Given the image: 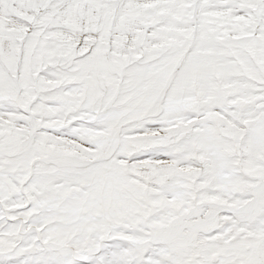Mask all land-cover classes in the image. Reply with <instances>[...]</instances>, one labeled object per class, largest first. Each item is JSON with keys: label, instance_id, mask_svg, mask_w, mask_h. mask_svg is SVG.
<instances>
[{"label": "snow or ice", "instance_id": "1", "mask_svg": "<svg viewBox=\"0 0 264 264\" xmlns=\"http://www.w3.org/2000/svg\"><path fill=\"white\" fill-rule=\"evenodd\" d=\"M0 264H264V0H0Z\"/></svg>", "mask_w": 264, "mask_h": 264}]
</instances>
